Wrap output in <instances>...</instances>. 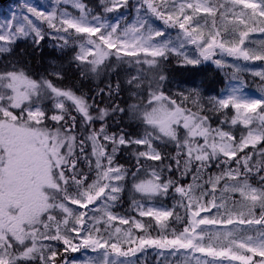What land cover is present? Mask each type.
Listing matches in <instances>:
<instances>
[{"label":"snow or ice","instance_id":"6c2138e0","mask_svg":"<svg viewBox=\"0 0 264 264\" xmlns=\"http://www.w3.org/2000/svg\"><path fill=\"white\" fill-rule=\"evenodd\" d=\"M257 25H264V0H99L96 8L53 0L50 9L24 0L0 23V52L29 38L39 46L50 35L58 48L75 52L69 64L82 78L134 67L135 75L96 95L111 101L126 83L137 102L94 107L86 93L58 86L62 67L39 79L15 65L0 71V264H135L148 248L165 257L199 253L204 264H264V95L243 94L239 80L242 71L264 80V70L240 65L264 63V40L250 46L251 33L264 34ZM173 58L179 67L211 61L232 69L237 83L206 104L198 88L168 93ZM228 110L235 112L230 121ZM113 116H127L142 131L109 133L106 118ZM216 117L224 119L212 127ZM238 124L239 137L225 130ZM129 149L134 171L116 163L117 153ZM212 166L222 171L200 183ZM189 175L193 183L184 185ZM217 192L220 200L238 193L239 207L235 199L231 207L217 203ZM125 193L135 216L115 212ZM176 195L171 209L156 206ZM173 221L183 228L169 234ZM157 226L162 231L152 237L149 228ZM215 226L221 228L210 233ZM254 228L255 236L244 235Z\"/></svg>","mask_w":264,"mask_h":264},{"label":"trees","instance_id":"16d2710c","mask_svg":"<svg viewBox=\"0 0 264 264\" xmlns=\"http://www.w3.org/2000/svg\"><path fill=\"white\" fill-rule=\"evenodd\" d=\"M31 1L32 4L36 6L42 5L47 9H50L51 4L53 2V0ZM84 2L92 8H96L99 3V0H84ZM9 5L11 6L9 0L0 3V13L8 12L7 8L9 7ZM17 5L18 4H16V6ZM132 15H135V13L133 12ZM2 16L5 15L1 14V17ZM201 23H203V21H201ZM44 29L46 30V32L48 31L45 26ZM252 35L261 36L263 34L259 32H254L250 34V36ZM172 36H175V34H173ZM261 40L264 39L251 40L253 43L250 44V46H255V43ZM57 43L58 42L55 39H53L50 35L47 34L45 35V38L41 41L39 46L33 45L30 38L27 40L18 41L12 47V50L10 52H0V71L11 70L12 66L15 65L18 68H24L26 72L33 78L39 79L41 76H47L48 74L52 73L58 67H62L64 78L62 82H58V86L72 87L74 90L79 89V92L77 94H79L80 92L86 93L89 103H94V107H105L109 103H118L120 107L126 108L128 104L137 102V99H133L131 97V91L128 89L126 83L122 84L124 90L121 91L120 94L111 101L108 99L107 95H105L104 97L96 95L99 89L105 88V85H107L108 83H111L113 84V86H115L117 79H120L122 82L126 81L129 73L136 72L134 67L124 65L119 71V73L109 74V72L105 71L102 72L99 77L82 78L80 72L76 70V65L69 64V61L71 57L75 55V52L71 51L68 48L61 50L57 47ZM188 47L190 48V50L193 48V46ZM217 58H219V56H217ZM226 59L232 61V58ZM253 63L255 64L254 67L252 66ZM114 64L115 58L113 57L112 65H109V67L113 66ZM245 64H248V66L252 68V71L264 70V63L261 62H244L242 60L240 61L241 66ZM166 68V74L169 76V79L171 81L170 83L166 82L167 92L170 91V88L173 86V84H178L185 86H196L203 92L204 95L219 94L220 92H222V90L225 89L227 84L232 81V69H221L211 61L204 62L196 67H179L176 59L173 58L171 62L166 65ZM53 79L55 78L53 77ZM239 80L243 81V91L247 95L256 98H259L261 95H264V80H262L260 77L253 76L250 71H242L239 75ZM105 93H107L106 88ZM93 115H96L95 111H93ZM227 116L230 121L232 116ZM222 119H224V117L214 118L212 121V127L219 126L220 120ZM106 123L109 126V133H119L120 130L123 129L131 135L135 134L137 131H142V129L137 128L136 122L129 120L127 116H124L123 118H121L120 116L106 118ZM47 125L48 127H53L54 122L49 121L47 122ZM94 127L98 129L100 127V123L97 122ZM229 127L232 128L237 137H239L243 131V125L241 124H238L236 126L227 125L225 126V130H228ZM79 133L80 128H77V134ZM244 134H246V132ZM84 135H87V133H84ZM200 142L202 143L203 141L201 140ZM108 150L111 151L110 148ZM166 151L171 154H174L176 149L173 145H169ZM256 159H259V157H257ZM116 163L122 164L126 168H130L134 171L136 167V161L135 157L132 155V150L129 149L127 151L117 153ZM165 163H167V161ZM253 163H255V161H253ZM145 167L147 168V165ZM173 167H175V165H173ZM233 167H235L234 164ZM221 171L222 169L217 168L216 166H212L210 170L204 172L203 179L200 181V183H203L204 180H207L209 176L218 175ZM261 174L264 175V173ZM173 176H179V173H174ZM167 177L168 173H165V178ZM141 178H144L143 174ZM181 182L184 185L193 183V176L189 175L184 178ZM253 183L255 182L253 181ZM219 187L223 189V183L220 184ZM198 194L199 193H197V195ZM216 195L218 197L216 201L217 203H227L228 206L231 207V201L235 199L237 201V207H239V201L241 198L238 193H228L224 196V200L219 199V197L222 195L221 192H217ZM179 199L180 198L178 195H176L175 199L170 196L169 198L164 199L162 201H157V205H160L162 203L165 207L171 209L174 204L178 203ZM209 199H211V197H209ZM126 211L127 215L129 216L136 215V213L131 209V197L128 193L124 194L120 205L115 208V212L120 215H124ZM221 211H223V209H221ZM178 212L181 216L184 215V210L182 208L178 209ZM213 216H217L215 211H213ZM217 218L219 217L217 216ZM143 222L146 225H148L149 223L153 225L155 224L154 221H150L147 217L143 218ZM121 227H124L125 231H127L126 226ZM173 228L177 229L178 231H181L183 228V224L173 221L172 223L166 226V231L170 234ZM218 228H221V226L210 227L208 231L214 234L218 230ZM114 230L115 229H113V231ZM161 231L162 229L158 226L149 228V233L152 237H156L157 233ZM257 231H259V229L254 228L253 230L245 232L244 235H255L257 234ZM133 234L135 235L137 233L134 232ZM53 244L55 246L60 247V251H63L62 246H60L58 242H53ZM196 256H200V264H204V260L206 258L199 253H189L187 256L180 254L176 257L168 255L165 257L160 254V250L154 248H148L145 252L138 253L134 260L135 264H197V261L194 258ZM255 259L259 260V257H255ZM225 264H227V261H225ZM233 264H239V262H233Z\"/></svg>","mask_w":264,"mask_h":264},{"label":"rangeland","instance_id":"374dc122","mask_svg":"<svg viewBox=\"0 0 264 264\" xmlns=\"http://www.w3.org/2000/svg\"><path fill=\"white\" fill-rule=\"evenodd\" d=\"M28 2L32 4V1H31V0H28ZM9 3L11 4V6L9 5V7L7 8V9H8V12H1V13H0V23H2L6 17H7V18H11V15H12V12H13V11H16L17 13H19L20 8L23 7V5H24V0H9ZM16 4H18V5L16 6ZM33 5H34V4H33ZM38 7H39V8H45V7L42 6V5H41V6H38ZM62 7H63V6H62ZM67 8H68V11L73 12L74 14H77V15H78V12H76V11L71 7V5H67ZM45 9H47V8H45ZM1 14L5 15V16H2V17H1ZM133 16H134V15H133ZM44 26L47 28V25H44ZM173 34L176 35L175 31L171 33V35H173ZM173 37H175V36H173ZM259 39H264V34L261 35V36H258V35H252V36H251V40H259ZM189 50H190V48H189ZM227 61H228V63H231V62H232V61H230V60H227ZM130 74L135 75L136 72H132V73H130ZM234 84H236V82H229V83L227 84V86L225 87V89H227V88L233 86ZM191 88H198V87H196V86H185V85L173 84V86L170 88V91H169L168 93H177V92H181V91H184V90H186V89H191ZM198 89H199V88H198ZM225 89H224V90H225ZM199 91L201 92V97H202V100H203V102H204L205 104L207 103V101L209 100V98H211V97H219V95L221 94V92H220L219 94L204 95L203 92H202L200 89H199ZM242 92H243V94L247 95V94L243 91V89H242ZM185 94H187V93L185 92ZM247 96H249V95H247ZM227 115H231V116L235 115L234 110H228ZM257 123H258V121H257ZM156 206L159 207L160 205H157V204H156ZM255 235H256V234H255ZM255 235H252V236H255ZM75 258H76L77 260H80V259H82V256H81V255H80V256H75Z\"/></svg>","mask_w":264,"mask_h":264},{"label":"water","instance_id":"95a60500","mask_svg":"<svg viewBox=\"0 0 264 264\" xmlns=\"http://www.w3.org/2000/svg\"><path fill=\"white\" fill-rule=\"evenodd\" d=\"M3 1H5V0H0V3H2Z\"/></svg>","mask_w":264,"mask_h":264}]
</instances>
